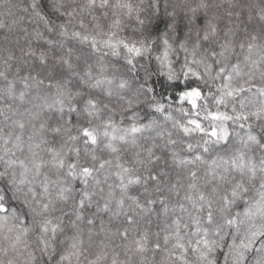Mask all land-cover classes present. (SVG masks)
Wrapping results in <instances>:
<instances>
[{
	"label": "snow or ice",
	"instance_id": "6c2138e0",
	"mask_svg": "<svg viewBox=\"0 0 264 264\" xmlns=\"http://www.w3.org/2000/svg\"><path fill=\"white\" fill-rule=\"evenodd\" d=\"M0 264H264V0H0Z\"/></svg>",
	"mask_w": 264,
	"mask_h": 264
}]
</instances>
